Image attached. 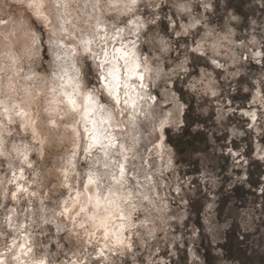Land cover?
Segmentation results:
<instances>
[{
  "label": "clouds",
  "instance_id": "1",
  "mask_svg": "<svg viewBox=\"0 0 264 264\" xmlns=\"http://www.w3.org/2000/svg\"><path fill=\"white\" fill-rule=\"evenodd\" d=\"M261 157L264 0H0V264H264Z\"/></svg>",
  "mask_w": 264,
  "mask_h": 264
},
{
  "label": "rangeland",
  "instance_id": "2",
  "mask_svg": "<svg viewBox=\"0 0 264 264\" xmlns=\"http://www.w3.org/2000/svg\"><path fill=\"white\" fill-rule=\"evenodd\" d=\"M225 163H229V160L228 159H225ZM255 163L259 164V161H256ZM225 171L227 169H224ZM255 171V170H254ZM237 174H240L239 173V170H237ZM226 179H228L226 177ZM251 179H255V177L253 176H250V180ZM257 185L254 183L252 185L253 188H255ZM233 193L235 194V196L237 198H244L245 195H249V196H256L257 193L255 192H252L250 188H245L243 185H236L233 189H232ZM238 240V237L236 235L235 232H232L229 234L228 236V240H227V244L229 246L230 249H235L236 248V241ZM240 243H243V241H240Z\"/></svg>",
  "mask_w": 264,
  "mask_h": 264
},
{
  "label": "snow or ice",
  "instance_id": "3",
  "mask_svg": "<svg viewBox=\"0 0 264 264\" xmlns=\"http://www.w3.org/2000/svg\"><path fill=\"white\" fill-rule=\"evenodd\" d=\"M121 55L126 57L128 54L122 52ZM133 74H135L134 70H133ZM261 158L264 159V157H261ZM102 223H104V221H102ZM105 234L107 235V232Z\"/></svg>",
  "mask_w": 264,
  "mask_h": 264
}]
</instances>
